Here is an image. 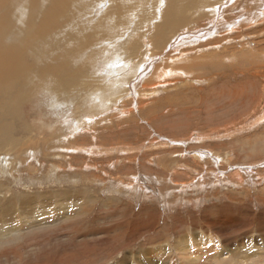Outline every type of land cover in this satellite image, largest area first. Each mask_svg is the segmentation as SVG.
<instances>
[{"label": "rangeland", "instance_id": "rangeland-1", "mask_svg": "<svg viewBox=\"0 0 264 264\" xmlns=\"http://www.w3.org/2000/svg\"><path fill=\"white\" fill-rule=\"evenodd\" d=\"M141 1H72L47 50L18 35L25 62L66 61V40L84 70L62 97L26 85L13 114L0 191L69 199L0 225V264H264V0Z\"/></svg>", "mask_w": 264, "mask_h": 264}, {"label": "bare ground", "instance_id": "bare-ground-1", "mask_svg": "<svg viewBox=\"0 0 264 264\" xmlns=\"http://www.w3.org/2000/svg\"><path fill=\"white\" fill-rule=\"evenodd\" d=\"M25 1L26 0H0V145L3 143L6 144L8 139L13 137L15 133L18 134V129L15 128L16 121L15 118H13V114L17 115L19 107L18 103L22 99L23 91L27 90L26 85L33 84L37 87L42 85L46 78H51V86L54 89V95L56 97H62L63 92H66V90L71 91L70 87L73 88L74 84L77 82V76L81 75L84 70L82 66L74 67L69 63V59L72 58L73 55H77L79 50L65 49L64 42L66 40L61 42L62 48L68 54V59L66 61L64 60L65 57L63 50L58 44V50L54 54H47V51L43 52V62L39 61L36 57L31 59L30 55L29 57L31 61L26 59L25 62V56L20 54V50H18L14 45L21 31L27 30L26 35L23 38L18 39L19 44H24L27 40H30L28 41L29 47L33 46L34 48L47 50L49 40L53 35L48 28L51 30L53 28L58 29L64 25V22H70L69 19L71 15H69V18H65L64 20L62 19L63 21H60V19L58 20L57 15H64L69 4L74 0ZM119 1L121 6L126 5L129 7L135 6L133 3L137 0H115L118 5ZM10 2H13L15 7L14 9L9 8ZM23 5L27 6L29 13L22 17L24 20L21 24H19L16 16H11V13L13 10L23 7ZM100 5L104 6V3L100 2ZM142 5L143 9L149 6L146 0L144 3L141 1V6ZM209 5H211V3H209ZM218 5L220 4L218 3ZM68 9L70 10V7ZM71 11L78 12L75 8H72ZM118 22L119 19L115 17L114 20L110 22L109 26L117 25ZM120 24H124V22ZM95 26H98V22H95ZM70 34L71 33H68L67 37ZM103 36L104 34L101 37ZM74 38L77 39L78 37L74 36ZM80 45L82 47L86 46L83 43H80ZM52 46L53 45L49 44L50 48ZM135 46L136 45L134 44V47ZM49 55L50 57H55V63L45 61V58ZM119 59L114 60L111 69H114L115 65L119 64ZM127 63L128 64H126V66L124 65V68L128 67L127 65H129V62L127 61ZM27 73H34L36 76L32 78L27 76ZM26 141L28 142V140ZM14 144H17V141L16 143H10L8 145L12 146ZM25 144L26 143H24V145ZM19 145L20 147L23 146L22 143ZM29 145L32 146V143L27 146ZM58 198L61 199L58 200ZM67 199H69V197L64 194L52 196L29 194L8 195L7 191H0V225L4 227L5 232H10L12 230H18L22 227L21 223H25L27 220H29V224H32L36 220L40 219V217H50L52 219L64 217L63 204ZM55 206L56 212H53V208H55ZM31 217L38 218L33 220ZM207 243L211 247L210 241H207ZM211 248H213V246ZM220 261H225L223 256Z\"/></svg>", "mask_w": 264, "mask_h": 264}, {"label": "crops", "instance_id": "crops-1", "mask_svg": "<svg viewBox=\"0 0 264 264\" xmlns=\"http://www.w3.org/2000/svg\"><path fill=\"white\" fill-rule=\"evenodd\" d=\"M79 211H81L80 209H79ZM37 227L39 226V225H36ZM36 226H33V227H36Z\"/></svg>", "mask_w": 264, "mask_h": 264}, {"label": "clouds", "instance_id": "clouds-1", "mask_svg": "<svg viewBox=\"0 0 264 264\" xmlns=\"http://www.w3.org/2000/svg\"><path fill=\"white\" fill-rule=\"evenodd\" d=\"M108 67H112V65H108Z\"/></svg>", "mask_w": 264, "mask_h": 264}]
</instances>
